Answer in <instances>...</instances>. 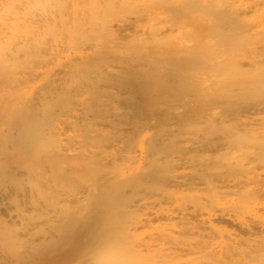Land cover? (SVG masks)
<instances>
[{
    "label": "bare ground",
    "instance_id": "obj_1",
    "mask_svg": "<svg viewBox=\"0 0 264 264\" xmlns=\"http://www.w3.org/2000/svg\"><path fill=\"white\" fill-rule=\"evenodd\" d=\"M264 264V0H0V264Z\"/></svg>",
    "mask_w": 264,
    "mask_h": 264
},
{
    "label": "rangeland",
    "instance_id": "obj_2",
    "mask_svg": "<svg viewBox=\"0 0 264 264\" xmlns=\"http://www.w3.org/2000/svg\"><path fill=\"white\" fill-rule=\"evenodd\" d=\"M19 261V264H38L37 262H32L28 260V256H20V258H17ZM47 264H53L52 260H48ZM55 264V263H54Z\"/></svg>",
    "mask_w": 264,
    "mask_h": 264
}]
</instances>
